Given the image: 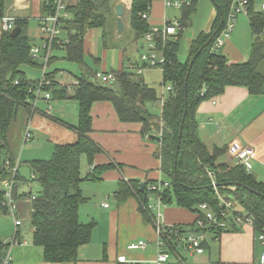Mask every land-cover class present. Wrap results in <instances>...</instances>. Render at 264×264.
<instances>
[{
	"label": "trees",
	"instance_id": "16d2710c",
	"mask_svg": "<svg viewBox=\"0 0 264 264\" xmlns=\"http://www.w3.org/2000/svg\"><path fill=\"white\" fill-rule=\"evenodd\" d=\"M211 1L216 7L211 27L190 41L184 62L178 58L181 31L190 23L198 0H190L189 4L181 7V29L177 34L168 35L165 40L155 35L156 47L163 51L165 57L161 84L171 86L159 116L147 108L148 103L158 101L155 88L147 85L132 67L112 71L116 79L111 85L93 81L91 77H94L95 72L85 69L78 76L79 84L72 91H68L65 86L54 89L56 83L46 73L52 82V98H72L77 101L78 121L75 129L78 137L71 143L54 144L48 159L28 162L34 175L32 181L38 182L40 186L35 199L31 201L32 242L42 249L45 262H75L79 247L91 240L96 223L93 220L87 223L79 220V205L87 200L79 185L83 180H99L102 171L113 167L111 163L94 165L85 177L80 173L81 157L85 156L91 165L95 155L101 151L99 145L88 136L92 130L91 107L96 101L110 102L121 122L140 123L141 134L159 143L156 156L160 159L161 181L168 182L160 192H156L147 190V184L156 183L155 180L143 182V187L136 180L120 181L114 194L119 204L127 197L135 196L143 220L152 225L154 214L148 208L152 195H159L165 205L173 203L196 215L197 206L201 203H206L218 213L220 195L232 202L236 210L234 215L250 218L255 232H264V179L254 178L242 164L222 162L220 159L225 150L218 147L209 149L199 139L195 118L199 105L222 94L226 86H243L253 95L264 92V74L259 71L264 58V11L255 10L253 0H246L252 36L249 56L244 62L229 64L219 50H213V45L225 28L231 0ZM151 2L131 0L129 26L135 39L144 38L151 31V25L141 17L142 13L149 12ZM117 3L118 0H76L74 4L65 6L69 18L61 16L59 26L60 30L66 32L67 41H62L60 45L65 49L66 60L85 68V35L90 29L104 28L114 14ZM6 8V0H0V19L4 17ZM45 9L48 13L54 12L52 0H48ZM26 24L25 19L14 18V25L20 28L19 32L13 36L11 30H3L0 36V148L8 147L7 132L16 119L18 109L25 107L31 114L26 101L31 97L29 81L24 77L21 66L35 64L37 60L30 55L31 39L25 31ZM16 80H19L18 84ZM180 124L182 131L179 138ZM5 156L13 159L11 154ZM4 157L0 156V159ZM0 212H6L1 205ZM229 220V226L218 229V236L224 231L238 230L240 223L233 218ZM194 222L185 226L173 225L170 237L167 236L168 231L164 233L166 247L171 252H177L173 232L181 235L194 231ZM6 247L7 244L0 238V262Z\"/></svg>",
	"mask_w": 264,
	"mask_h": 264
},
{
	"label": "crops",
	"instance_id": "0c3cea01",
	"mask_svg": "<svg viewBox=\"0 0 264 264\" xmlns=\"http://www.w3.org/2000/svg\"><path fill=\"white\" fill-rule=\"evenodd\" d=\"M255 1L258 4L254 6V9L261 10L262 0ZM75 2L76 0H62L64 7ZM46 3H48V0L6 1L5 16L21 18L27 21L25 31L31 39V46L39 43L37 46H40L42 44L44 34L40 29L39 20L48 14L45 9ZM118 3L123 5L122 20L126 30L129 26V19L125 21L124 17L127 13L129 14L131 0H118ZM154 4L155 8L162 9L163 13L161 16H158ZM180 14L181 8H165L160 0H152L147 21L151 26H155L154 23L163 21L164 17L170 18L169 16H173V18H179ZM62 16L69 18L65 8L62 11ZM112 16L113 21L116 22L115 12ZM245 25L247 26V21L241 22V27ZM34 29L35 34H31ZM201 31L204 30H199L192 39ZM2 32L3 28L0 19V36ZM87 33L84 39V56L89 53L86 40V37H88ZM247 36L249 39L248 43H250L248 47L240 48L236 43L235 37L230 39L229 36L224 41L219 51L225 56L229 64L241 63L247 60L252 42L251 30L249 32L246 31ZM53 50L47 63L46 73L48 76L51 75L49 77L56 83L54 89L70 85L75 79H78V76L85 69H90L93 72L98 71L89 68L84 62V69L78 65L80 69L78 75L73 76L70 80L67 79V81L64 79L58 80V71L56 69L49 70L48 68L55 59V56L52 55ZM94 62L100 64L101 59L99 57L94 58ZM138 65V63L134 65L130 62L128 68L132 67L135 70ZM101 68L102 71L112 72L127 67L123 65L121 60L116 68L107 69L106 64H103ZM259 71L264 74V58L259 65ZM51 100L49 101L51 111L48 116L43 114L48 104L45 100L39 101L42 105L40 108L37 104L38 110L35 113L29 114L26 108L22 106L18 109L16 119L7 132V146L10 145L12 149H17L21 141L22 143L27 142L24 141L27 125L30 131V144L36 142L33 138L35 131L47 135L49 137L48 142L53 146L59 143H71L77 139L78 133L75 129L78 121L77 101L72 98L57 99L62 100L63 103H55L58 105L55 108V104H52ZM195 118L198 125L197 134L199 139L209 149L218 147L225 150L224 156L220 159L222 162L234 164L235 160L231 155V150H238L246 146L251 147L253 154L247 159L248 172L257 180L264 179V92L253 95L243 86H226L222 94L203 101L199 105ZM91 121L92 130L88 133V136L101 148V151L94 157L93 165L110 163L113 165L112 168L102 171L99 175V180L90 181L92 184H96L94 186L96 194L93 207H86L89 195L86 196L83 193L88 189L86 185L89 182L88 179L83 180L79 185L82 195L87 199L79 205V220L83 223L93 220L96 223L92 230L91 240L79 247L78 259L75 262H45L42 257V249L35 246L32 242V228L29 237L21 232L24 218L28 215L30 216L31 200L25 197H18L17 212L18 217L22 220V225L19 227L17 235L19 243L10 248L8 264H116L117 257L120 255L125 256L130 262H151L155 258L157 234L153 225L143 220L138 210L136 197L129 196L124 202L119 204L114 194L120 181L125 182L132 179L143 183L148 180H163V174L160 170V159L156 156L159 150V143L148 135L144 136L141 134L140 123L121 122L115 113L113 105L108 101H96L92 104ZM52 150L53 147L48 149L49 152L47 153L49 156ZM14 152H12V157L16 158V156H13L16 155ZM28 157H31L28 158L30 160L45 159L36 158L37 156L32 154ZM83 160H86V158L83 159L82 156L80 169ZM20 167L21 161L19 160L17 191L22 194L31 190V187H29L28 191L22 190L20 187L22 184L26 185L25 183L29 182V178L32 180L33 173L28 162L25 167L29 171V178L21 174ZM89 167L90 165L87 163V170H89ZM100 184H106V186L101 189ZM106 199L109 201L106 202ZM103 203H107L108 206L103 207ZM158 211L161 214L162 223L167 225H189L196 217V213L177 207L173 203L163 204ZM154 213H156V210ZM13 234L14 227L12 224L11 230L0 238L7 240ZM138 240L146 241L144 249L131 250L127 248L129 243ZM263 249L262 244L258 240V233L255 232L253 226L250 223L242 222L237 231H224L216 237L209 234L203 251L199 254L188 252V259L182 254V252L187 251L178 248L177 252H175L177 256L172 252L165 264H264L260 262V254Z\"/></svg>",
	"mask_w": 264,
	"mask_h": 264
},
{
	"label": "built area",
	"instance_id": "2783aa9c",
	"mask_svg": "<svg viewBox=\"0 0 264 264\" xmlns=\"http://www.w3.org/2000/svg\"><path fill=\"white\" fill-rule=\"evenodd\" d=\"M55 9L53 13H48L46 16L41 17L39 20V25L42 33L44 34V38L42 39V44L40 46L33 45L30 48V55L33 59H41V68L43 70V75L41 79L36 82H30L28 84V90L31 93V97H29L27 101V107L32 113L37 112V103L40 100H45L47 104V108L43 111L44 115H50V100H51V80L47 77L46 68L47 63L50 59V53L52 48L56 45H61L62 41L58 38L60 26H59V18L62 16V11L64 10V5L62 0H52ZM165 8H181L183 5L189 4V2H185L184 0H160ZM150 7L148 6V11ZM261 10L264 11V0L261 2ZM247 1L246 0H231L230 11L228 13L227 21L224 30L221 35L215 41L213 45V50L218 51L222 45L224 44L225 39L229 37L230 32L234 27V20L237 14H246L247 15ZM141 17L145 20L148 19V12L142 13ZM2 28L3 30H12L14 25V18L11 17H2ZM163 28L158 29L155 26H151V31L144 35V39L148 42V52L140 55L141 64L136 67V72L141 73V70L144 66L148 67H160L165 62V57L163 51L156 47L155 35H160L163 40L168 35H175L181 29L179 18L170 19L168 17H164ZM42 52V54L40 53ZM41 55V56H40ZM94 78L100 80L102 83H113L116 79L115 75L111 72L104 71H95ZM16 84L19 83V80L15 81ZM79 84V81L75 79L70 85H66L65 87L68 91H72L74 87ZM164 91L168 93L171 90L170 85H166L163 88ZM162 95V94H161ZM166 96L163 95L159 98V102L161 104V108L164 104ZM161 113V111H160ZM148 137V136H147ZM30 139V131L29 126L27 125L24 141H29ZM253 154V149L251 147H243L238 150H231V155L235 160V163L242 164L247 168V159L249 156ZM94 167L93 164L90 165L89 170H92ZM34 177V175H32ZM19 182V160L18 158L9 159L8 157H4L0 159V205L3 207L8 215L12 218L14 234L7 240H3V243H7V251L4 253L1 258L0 264H8L9 262V252L10 248L16 245L18 242V230L22 225V220L18 217L17 212V200L18 197H25L29 200H33L36 197V193L30 192L19 194L17 191V186ZM156 183L147 184V190L160 192L162 187L168 185L167 181L157 180ZM20 195V196H19ZM221 206L220 211L215 213L211 210L206 203L198 204L197 206V215L194 222V231H188L183 234H178L176 231L173 232V236L175 237L174 242H176V247L186 250L189 253H201L203 251L204 244L206 243V239L209 234L213 236H218L217 231L219 228L225 229L226 226H229L228 222L230 218H233L235 222L238 224L242 222H247L251 224L250 218H243L240 215H234L236 210L232 207L233 204L231 201L224 199L220 195H218ZM163 205L161 198L159 195H152L149 197L148 208L153 211L154 218L152 220V225L155 228L157 234L156 240V254L155 258L150 262L152 264H165L171 255V251L166 247V242L164 238V233L168 231L167 235L170 237L172 233L171 228L173 225L163 224L161 221V214L158 211L159 208ZM107 203H103V207H107ZM156 210V213L154 211ZM227 220V221H226ZM165 233V234H166ZM258 240L262 244L264 248V232L258 233ZM146 246L145 240H138L136 242H131L127 245L128 249H144ZM174 251L173 253H175ZM176 254V253H175ZM177 256V254H176ZM117 262H130L125 258V256H118ZM260 262L264 263V249L260 254Z\"/></svg>",
	"mask_w": 264,
	"mask_h": 264
},
{
	"label": "rangeland",
	"instance_id": "374dc122",
	"mask_svg": "<svg viewBox=\"0 0 264 264\" xmlns=\"http://www.w3.org/2000/svg\"><path fill=\"white\" fill-rule=\"evenodd\" d=\"M7 1V0H6ZM185 2H190V0H184ZM258 2L254 0L253 6H257ZM154 4V8H155ZM158 16H161L163 11L161 8H155ZM216 15V7L212 3L211 0H198L196 5V11L193 14L190 23L185 26L181 31L180 36V45L178 50V58L180 61L184 62L187 58V50L190 41L192 40L195 33L199 30L208 31L211 27L212 21ZM169 16V15H168ZM4 17H8L5 16ZM171 19L173 16H169ZM178 17V16H176ZM125 21H128L129 14L125 15ZM247 21V26L241 27V22ZM113 21V16H110L107 25L104 28H94L88 31V37H86L89 53H86L84 56V62L88 65L89 68L93 70L102 71L103 64H106V68L110 69L116 68L119 62H123V65L128 68L129 63L132 64L140 62V55L148 52V42L143 38L135 39L131 28L128 26L124 33L118 35L116 33V22ZM34 24V23H33ZM155 27L158 29L163 28L162 20L154 23ZM249 24H248V17L246 14H238L234 20V27L229 34V38L236 39L237 45L241 48L248 47L250 43H248V36L246 37V31L249 32ZM31 34H35V29L32 31ZM236 34V36H235ZM103 37V38H102ZM58 38L64 40L66 38V32L64 30L59 31ZM228 39V38H227ZM39 41V40H38ZM226 41V39H225ZM40 44V43H39ZM36 44V45H39ZM55 48V47H54ZM53 50V48H52ZM51 50V51H52ZM42 54V52H40ZM121 54V57H120ZM51 55V53H50ZM52 55L55 56V59L50 63L49 70L56 69L57 79L58 80H70L73 76L78 75L80 73L79 66L76 63L70 62L64 58L65 51L62 46H57L54 50ZM41 56V55H40ZM100 58L101 63L98 64L94 62V58ZM42 60L39 58L37 59L35 64H23L21 69L23 70V75L26 80L30 82H36L41 79L43 75V70L41 68ZM135 71V70H134ZM140 77L143 78L144 82L148 85L155 88L157 93L158 101L150 102L147 104V108L155 115H160L161 111V104L159 102V98L163 95L164 97L167 95V92L163 90V88L167 85H161L162 82V70L160 67H148L144 66L141 70ZM93 81L97 83L104 84V85H111V83H102L100 80L91 77ZM162 94V95H161ZM52 98V95H51ZM52 104L62 102V100H57L52 98ZM75 101V100H74ZM38 101V106L40 107L42 104ZM63 103V102H62ZM77 105V103H76ZM37 106V108H38ZM55 108L58 107L57 104L54 106ZM41 108V107H40ZM51 109V107H50ZM51 111V110H50ZM70 111V110H69ZM48 116V115H47ZM35 143L30 144L31 140L25 143H19L17 149H12L10 145L6 148H0V156L4 157L6 154H13V150H17L16 158L19 157L21 161L20 172L24 174L26 177L29 178V171L25 167V164L30 161L31 157H28L30 154L37 156L36 158H45L48 159L50 156L47 152L49 148H52L53 145L49 143V137L43 133L34 132ZM50 145V146H49ZM33 147V148H32ZM31 149H33L31 151ZM6 157V156H5ZM83 159L84 156H83ZM81 175L84 177L87 175V162L83 160L81 164ZM86 184L88 189L84 191V195L89 197V201L86 203V207H93L92 205L95 204L94 196H95V188L96 184H92L90 181ZM26 185L22 184L21 189L27 190L31 187L32 193H37L40 189L38 182L32 181L29 178V182L25 183ZM1 185V184H0ZM100 188L106 186V184H100ZM102 198V197H101ZM109 200L106 199V202ZM13 224L12 218L6 212H0V237L5 236L7 232L11 230V225ZM31 224H30V216H26L24 218L23 225L21 226V232L25 234L27 237L31 235ZM3 240V239H2ZM208 241V240H207ZM183 256L187 259L189 258L188 252H182ZM199 254V253H194Z\"/></svg>",
	"mask_w": 264,
	"mask_h": 264
},
{
	"label": "water",
	"instance_id": "95a60500",
	"mask_svg": "<svg viewBox=\"0 0 264 264\" xmlns=\"http://www.w3.org/2000/svg\"><path fill=\"white\" fill-rule=\"evenodd\" d=\"M115 14H116V33L118 35H121L122 33H124L125 31V25L124 22L122 20V14H123V5L121 3H117L115 6ZM20 28L19 27H14L11 30V35H16L19 32ZM185 114V111H184ZM184 118V115H183ZM183 118H182V122H183ZM181 131H182V124H180V128H179V138L181 137ZM179 146V144H178ZM141 187H143V183L140 184Z\"/></svg>",
	"mask_w": 264,
	"mask_h": 264
}]
</instances>
